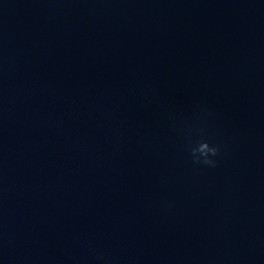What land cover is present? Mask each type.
Listing matches in <instances>:
<instances>
[{"label": "clouds", "instance_id": "clouds-1", "mask_svg": "<svg viewBox=\"0 0 264 264\" xmlns=\"http://www.w3.org/2000/svg\"><path fill=\"white\" fill-rule=\"evenodd\" d=\"M219 145H214L208 140H201L197 147L191 149V156L194 164L215 166L216 161L212 157L219 154Z\"/></svg>", "mask_w": 264, "mask_h": 264}]
</instances>
